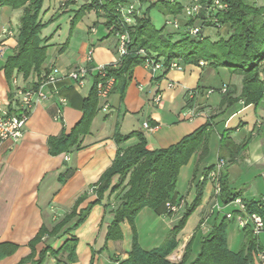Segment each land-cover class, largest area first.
Masks as SVG:
<instances>
[{
    "label": "crops",
    "instance_id": "obj_1",
    "mask_svg": "<svg viewBox=\"0 0 264 264\" xmlns=\"http://www.w3.org/2000/svg\"><path fill=\"white\" fill-rule=\"evenodd\" d=\"M84 2L87 0H47L42 7L41 21L46 16L52 21L58 15L66 14V24H69ZM153 9L147 12V16L155 29H161L164 21L162 17L160 25L153 21ZM21 12L20 9L19 16ZM79 27L86 35L97 32L95 24L85 26L80 23ZM228 32L227 27L221 30L224 35ZM16 33L17 29L14 31L10 25L1 28L0 49H4L1 61H4L8 49L15 50ZM204 33L212 39L216 38V33L211 29H206ZM40 37L44 39L42 45L46 47L43 68L52 64L56 74L62 77L56 88L65 97L66 103L59 104L56 94L50 93L46 101L35 106L22 137L14 144L5 142L0 146V244L13 243L18 246L15 252L1 258L0 264H16L27 257L31 252L28 243L41 227L46 233L35 246L36 252L46 246L56 251L67 239L76 238L74 262L67 261L66 252L59 253L55 258L47 253L44 262L48 264H119L128 258L134 240L146 251L165 245L167 258L178 253L182 259L193 235H207L213 223L223 217L228 222L227 246L237 252L246 231L237 221L236 206L229 210L228 204H223L219 192H215V183L219 182L223 172L229 189L238 193L246 204L253 203L261 211L258 214L264 221V94L257 103H245L241 97L242 76L224 66L213 67L206 62L183 63L181 70L168 69L159 72L160 77L157 72L156 79L146 67L137 65L123 97L117 91L109 93L107 110L101 109L102 102L98 99V110L88 132L79 135L77 143L67 151L53 155L48 151V139L69 133L80 120L83 101L93 85L95 68L117 62L112 56H118V40L104 27L106 47H101L103 43L94 47L87 39L86 54L77 56V52L71 50L70 42L60 50L63 44H50L42 33ZM76 67L91 70L82 86L59 72ZM1 70L0 100L6 109L14 110L13 80L18 86L26 87L37 76L24 79L17 74L13 75L11 82H7L3 66ZM263 72L264 60L259 66L258 78L261 81ZM168 82H173L174 86L168 87ZM223 84L228 86L225 93L219 91ZM192 88H213L215 91L208 97L197 98L199 114L189 118L186 115L190 104L187 91ZM155 94H160V104L153 101ZM207 121L212 126L206 152H196L187 164L179 168L175 194L176 198L181 199L182 206L178 212L170 215L165 208L155 211L145 206L135 216L133 226L126 219L119 222L115 228L118 237L110 239L107 236L119 200L116 191L107 190L101 201L90 208L83 222L73 227L79 211L97 198L96 185L104 171L111 166L118 150L123 151L139 142L136 137H131L116 143V131L120 135L141 132L146 148L152 151L177 144ZM144 122L152 129L144 128ZM224 134L227 143L222 147ZM219 159L224 160L225 165L218 174V181H215L211 172ZM116 181L117 176H114L113 184ZM202 181L204 185L198 205L187 217L184 226L174 233L173 228L195 200L197 184ZM72 213L74 216L62 224L61 221ZM227 213H232V218H227ZM56 225L60 226L52 233ZM256 241L259 248H264V231ZM194 243L190 259L198 252V245ZM252 255L254 264H262L256 258V252H252Z\"/></svg>",
    "mask_w": 264,
    "mask_h": 264
},
{
    "label": "trees",
    "instance_id": "obj_2",
    "mask_svg": "<svg viewBox=\"0 0 264 264\" xmlns=\"http://www.w3.org/2000/svg\"><path fill=\"white\" fill-rule=\"evenodd\" d=\"M44 0H0V7L9 6L21 9L16 35V47L12 55L4 62L3 70L7 82H11L13 75L21 74L24 79L40 75L46 58V47L42 45L44 39L40 37L43 23L41 12ZM203 3L206 0H202ZM227 4L225 11H217L214 14L215 23L204 20V10L198 12L196 17L184 18V2L180 0H140V12L135 17L133 25H124L121 22L118 8L124 5L125 0H87L74 13L70 20V29L77 21L93 11L97 17L104 19V26L114 35L115 30L128 34L126 53L118 57L115 66L108 65L106 73L114 78L110 91H117L122 98L125 88L129 83L135 66L143 65L147 58L154 61H162L168 70L170 63L180 59L181 64H198L206 62L213 67L224 66L232 73L242 76L241 97L245 103H257L264 94V83L259 80V66L264 60V0H222ZM157 8L164 15L180 19L179 28L163 24L161 29H155L147 16L150 9ZM197 27V34L188 33L186 27ZM223 27H227V35L221 33ZM211 29L216 33L212 39L204 31ZM67 41L60 50L64 49ZM139 49H144L145 56L138 54ZM158 72V77H160ZM156 78V76H155ZM157 79V78H156ZM94 75L93 85L82 104L80 120L67 134L48 139V151L50 154H58L67 151L78 141L79 135L89 130L91 120L98 110L96 84ZM211 123H207L192 134L182 138L180 142L163 149L148 150L145 137L141 132L133 131L126 135L114 134L116 143L123 142L131 137H136L139 142L125 150H118L111 166L104 171L97 183V198L88 203L78 213V220L73 227H77L88 214L90 208L101 201L107 190L116 191L119 203L113 211L107 238H117L115 228L118 223L127 220L133 226V220L137 213L145 206L159 211L165 208L166 202L178 204L181 199L176 198L175 186L179 168L187 164L191 156L196 152L205 153ZM222 147L226 146V136H222ZM117 176L115 184L112 178ZM207 173L204 175V180ZM219 197L223 204H228L239 196L229 189L226 175L221 172L219 177ZM204 182L197 184V196L188 210L178 220L173 232H178L185 224L187 217L198 205ZM246 211L257 212L253 203H245ZM166 209V208H165ZM168 214H173L167 210ZM74 213L67 215L61 223L64 224ZM227 220L225 217L214 222L210 232L205 236L193 235L186 246L183 258L178 262L169 261L168 249L165 245L152 250H143L134 240L128 258L119 264H254L252 252L260 249L256 238L247 228L241 248L235 252L228 248L226 240ZM56 225L52 233L58 230ZM46 230L41 227L35 237L28 243L30 254L16 264H42L48 254L57 257L59 253H67V261H75L76 238L67 239L58 249L43 247L36 252L35 246L41 241ZM196 242L198 252L190 259L192 245ZM13 243L0 244V259L9 256L17 249Z\"/></svg>",
    "mask_w": 264,
    "mask_h": 264
},
{
    "label": "built area",
    "instance_id": "obj_3",
    "mask_svg": "<svg viewBox=\"0 0 264 264\" xmlns=\"http://www.w3.org/2000/svg\"><path fill=\"white\" fill-rule=\"evenodd\" d=\"M124 5L119 6L118 11L121 18V22L124 25H133L135 22V17L139 14L141 6L140 0H125ZM147 1H155V0H147ZM208 3L202 0H186L185 6L183 8L184 18L196 17L198 12L204 10V20L211 21V23H215L216 18L214 17L215 12L217 11H225L227 8V4L222 0H206ZM167 26H172L174 28H179L180 19L177 17H169L164 22ZM190 34H197V27H186L185 29ZM114 36L118 40V57L124 55L126 53V43H128V34L126 32H122L119 30L114 31ZM4 49L1 47L0 49V58H3ZM138 54L145 56L146 52L144 49H139ZM91 57V51L88 53V59ZM202 64L203 62H199ZM116 63L111 64L112 67L115 66ZM143 66L146 67L151 75L156 76L157 72L165 69L162 61H154L150 58H147ZM108 65H99L95 68V76L97 78L95 88L97 98L102 102L101 109L107 110L108 105V96L113 87L114 78L109 76L106 73V68ZM168 69H182V65L180 63V59H176L172 61L168 67ZM91 72L90 69H86V67H76L73 70H69L64 77H68L72 79L78 86H82L84 83V79L87 74ZM62 77L56 74L54 70V65H49L41 70L40 75L36 78V80L26 87H21L16 84V81L13 80L14 86V96H13V104L15 105L13 109H6L3 106L2 101L0 100V146L9 142L11 144L16 143L23 135V131L25 125L29 121L32 111L35 106L46 101L48 95L50 93L56 94L58 98L59 104L64 105L66 103L65 97L61 96L58 92V88H56L57 82L60 81ZM261 79L264 81V72L261 74ZM168 87H173L174 83L168 82ZM228 86L223 84L219 91L221 93H225L227 91ZM215 89H193L187 91V98L190 100V104L187 107L186 115L189 118L198 115L196 100L199 97H208L211 95ZM160 94H155L153 97V101L155 103H161ZM143 127L151 130L152 127L147 123H143ZM225 165V161L219 159L211 172V177L215 181H218V174L221 169ZM215 192H219V182H216ZM236 206V211L238 212L237 221L242 228H247L251 231V234L254 238L257 239L259 234H262L264 231V221L262 217L257 212L249 213L246 211L245 202L242 201L241 198L236 197L234 200L230 202ZM182 206V202L178 204H173L172 202H166L165 208L169 210L171 213H176ZM227 218H232V213L226 214ZM256 258L258 261L264 263V248H260L256 251ZM181 259V256L178 253H175L168 257L169 261L178 262Z\"/></svg>",
    "mask_w": 264,
    "mask_h": 264
},
{
    "label": "rangeland",
    "instance_id": "obj_4",
    "mask_svg": "<svg viewBox=\"0 0 264 264\" xmlns=\"http://www.w3.org/2000/svg\"><path fill=\"white\" fill-rule=\"evenodd\" d=\"M182 2H184L185 0H180ZM47 0L43 1V5H46ZM19 10L20 9H14L12 7L9 6H4L3 8L0 7V31L1 28L3 26H7L10 25L14 31L17 29L18 23H19ZM159 10H155L153 9L151 16L153 17V21L157 22V25H160V17H162V22L169 17V16H165L164 14H161L160 12H156ZM43 13V11L41 12V14ZM43 27L41 28V32L43 36H45V39L50 43V44H64L66 41L68 42L67 44H71L70 49L71 50H75V52H77V56L79 55H84L87 52L88 49V41L87 39L94 44V47H98V45H100L101 43V47H106L105 45V39H103V35H104V19L102 17H97L96 14L91 11L89 13H86L85 15H83L79 20H81V22L77 21L74 25V27L72 29H70V23L66 24V20H67V15L66 14H61L58 15L57 18H55L54 20H50L49 17H45L43 18ZM79 22V23H78ZM80 23L82 25L85 26H92V24H95L96 27V34H92V35H86V33H84V31L79 27ZM172 28L167 26L166 30H171ZM17 35V34H16ZM88 36V37H87ZM15 51V50H14ZM13 49H8L6 51L5 54V59L10 55L13 54ZM76 56V59H78ZM115 61H118V56H112ZM3 60H0V71L2 66H3ZM108 64V63H107ZM104 65V64H102ZM61 75H65L68 71H62L59 70ZM6 80V79H5ZM194 88L190 89L193 90ZM5 97V96H3ZM1 97V98H3ZM181 202V201H180ZM228 209L232 210L235 205L228 203ZM234 206V207H233ZM225 212V211H224ZM195 243H193L194 245ZM192 245V248H193ZM39 248V246H38ZM256 252V251H255ZM181 256V254H179ZM181 260V259H180ZM179 260V261H180ZM44 264H48L47 261L44 262Z\"/></svg>",
    "mask_w": 264,
    "mask_h": 264
}]
</instances>
